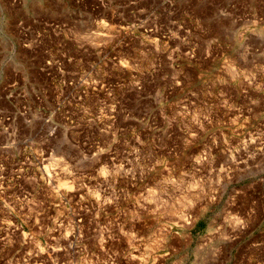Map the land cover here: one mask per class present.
<instances>
[{"label":"rangeland","instance_id":"374dc122","mask_svg":"<svg viewBox=\"0 0 264 264\" xmlns=\"http://www.w3.org/2000/svg\"><path fill=\"white\" fill-rule=\"evenodd\" d=\"M0 6V264H264V0Z\"/></svg>","mask_w":264,"mask_h":264},{"label":"bare ground","instance_id":"6f19581e","mask_svg":"<svg viewBox=\"0 0 264 264\" xmlns=\"http://www.w3.org/2000/svg\"><path fill=\"white\" fill-rule=\"evenodd\" d=\"M0 9H1V6H0ZM0 19L3 21V19H5V21H3V23H2V25H0V33L1 34H4L5 32H4V30H5V24H6V18H5V16L3 15V14H1V12H0ZM0 34V35H1ZM2 39H3V37H2ZM180 218V217H179ZM181 219V218H180ZM157 246V245H156ZM132 257V256H131ZM138 258V257H137Z\"/></svg>","mask_w":264,"mask_h":264}]
</instances>
